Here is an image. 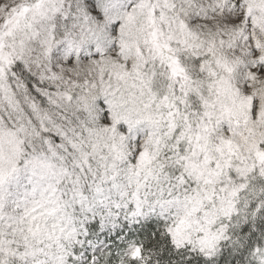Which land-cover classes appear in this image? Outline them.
<instances>
[{"label":"snow or ice","instance_id":"snow-or-ice-1","mask_svg":"<svg viewBox=\"0 0 264 264\" xmlns=\"http://www.w3.org/2000/svg\"><path fill=\"white\" fill-rule=\"evenodd\" d=\"M0 264H264V0H0Z\"/></svg>","mask_w":264,"mask_h":264}]
</instances>
